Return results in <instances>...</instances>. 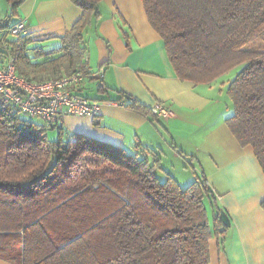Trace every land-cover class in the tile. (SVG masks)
<instances>
[{
  "label": "trees",
  "instance_id": "1",
  "mask_svg": "<svg viewBox=\"0 0 264 264\" xmlns=\"http://www.w3.org/2000/svg\"><path fill=\"white\" fill-rule=\"evenodd\" d=\"M0 56L7 42L18 73L29 81L91 70L85 32L100 19L102 0H71L83 13L61 47L44 53L29 34L9 36L27 0H6ZM181 81L211 84L238 69L227 88L234 113L226 124L250 146L264 172V0H142ZM15 19V20H14ZM43 57L42 63L29 56ZM99 91H103L98 82ZM125 107L152 120V108L122 93ZM125 99V100H124ZM36 117L0 98V258L13 264H210V240L222 247L218 196L195 167L182 187L154 151L136 152L59 127L54 141ZM53 128V127H51ZM177 152L182 153L172 145ZM212 208L213 220L207 212ZM264 208V201L262 202Z\"/></svg>",
  "mask_w": 264,
  "mask_h": 264
},
{
  "label": "crops",
  "instance_id": "2",
  "mask_svg": "<svg viewBox=\"0 0 264 264\" xmlns=\"http://www.w3.org/2000/svg\"><path fill=\"white\" fill-rule=\"evenodd\" d=\"M9 11L7 3V14ZM99 11L100 19L85 32L91 76L81 89L84 95L101 100L99 114L61 115L53 128L60 125L69 134L106 141L131 153L136 152L139 142L142 156H149L143 152L146 148L159 157L160 180L171 175L182 187L195 180L187 166L204 172L219 206L231 218L227 230L231 231L230 240L225 247L214 237L210 240V264H264V172L253 148L241 146L226 124L234 113L227 88L238 69L233 76L229 77V71L211 84L181 81L169 61L164 40L149 23L142 0H102ZM81 13L71 0H27L15 19L25 22L27 34L35 40L30 47L49 53L61 47L60 37ZM33 53L27 54L34 62H44ZM99 69L105 72L103 91L92 77ZM122 93L148 108L162 103L171 114L157 116L154 121L125 107V101H114L121 99ZM248 164L260 166L257 175L230 186L229 180ZM0 264L13 263L0 258Z\"/></svg>",
  "mask_w": 264,
  "mask_h": 264
},
{
  "label": "built area",
  "instance_id": "3",
  "mask_svg": "<svg viewBox=\"0 0 264 264\" xmlns=\"http://www.w3.org/2000/svg\"><path fill=\"white\" fill-rule=\"evenodd\" d=\"M26 28L25 22L18 20L11 25L9 36H25ZM104 75V69H99L92 77L102 83ZM87 77L79 71L47 81H29L18 73L9 44H3L0 56V98L19 113L40 119L47 129L56 126L61 115L98 116L101 100L88 97L81 90ZM153 111L158 117L171 114L170 109L162 103H158Z\"/></svg>",
  "mask_w": 264,
  "mask_h": 264
},
{
  "label": "rangeland",
  "instance_id": "4",
  "mask_svg": "<svg viewBox=\"0 0 264 264\" xmlns=\"http://www.w3.org/2000/svg\"><path fill=\"white\" fill-rule=\"evenodd\" d=\"M7 1L6 0H0V17H5L6 15H7ZM232 71V72H231ZM230 72H231V74H230V76L229 77H231V76H233L235 73V71L234 70H231ZM238 72V71H237ZM236 72V73H237ZM91 75V74H90ZM54 79V78H53ZM48 80H51V79H48ZM44 81H47V79L46 80H44ZM35 121H37L38 123H40L41 121L40 120H38V119H35ZM60 127V125L59 126H57L56 128H49L48 129V132H47V136L49 137V139H51V140H56L57 138H58V131H59V128ZM189 159H190V157H188ZM188 168H189V170L191 169L192 170V172H194V169L193 168H191L190 166H187ZM190 170V171H191ZM195 175V174H194ZM196 176V175H195ZM162 181V180H161ZM206 206H207V209H208V213H209V215H210V218H211V221L213 220V215H212V208L210 207V205L209 204H206ZM231 231H229V233L227 232L226 233V235H224V236H226L225 237V240H224V243H223V248L225 247V244H226V242H227V240H228V242H229V240H230V233ZM214 238H216V239H218L217 237H214ZM210 255H211V253H210Z\"/></svg>",
  "mask_w": 264,
  "mask_h": 264
},
{
  "label": "clouds",
  "instance_id": "5",
  "mask_svg": "<svg viewBox=\"0 0 264 264\" xmlns=\"http://www.w3.org/2000/svg\"><path fill=\"white\" fill-rule=\"evenodd\" d=\"M259 171L260 166L258 164H248L242 169L240 173H238V175L244 179H251L254 178Z\"/></svg>",
  "mask_w": 264,
  "mask_h": 264
},
{
  "label": "water",
  "instance_id": "6",
  "mask_svg": "<svg viewBox=\"0 0 264 264\" xmlns=\"http://www.w3.org/2000/svg\"><path fill=\"white\" fill-rule=\"evenodd\" d=\"M220 216H221V220L223 221L222 224H225L228 227H230L231 226V218H230L229 214L227 213V211H225V209L221 210V215Z\"/></svg>",
  "mask_w": 264,
  "mask_h": 264
},
{
  "label": "snow or ice",
  "instance_id": "7",
  "mask_svg": "<svg viewBox=\"0 0 264 264\" xmlns=\"http://www.w3.org/2000/svg\"><path fill=\"white\" fill-rule=\"evenodd\" d=\"M242 177L236 176L234 179L229 180V185L234 186L236 180H240Z\"/></svg>",
  "mask_w": 264,
  "mask_h": 264
}]
</instances>
